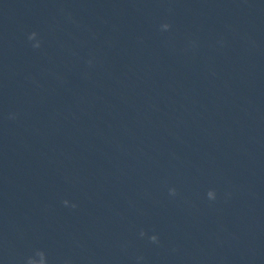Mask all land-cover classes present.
Here are the masks:
<instances>
[{
  "label": "clouds",
  "instance_id": "9594fccd",
  "mask_svg": "<svg viewBox=\"0 0 264 264\" xmlns=\"http://www.w3.org/2000/svg\"><path fill=\"white\" fill-rule=\"evenodd\" d=\"M162 28L165 29V30H167V29L170 28V25L167 24V23H165V24L162 25ZM36 35H37V34H36L35 32L31 33V34L29 35V40L34 39V38L36 37ZM39 46H40V45H39V42H37V43L34 45V47H39ZM169 192H170V195H173V196L176 195V189H175V188H171V189H169ZM207 196H208V198H209L210 200H214V199L216 198V193H215L214 190H209L208 193H207ZM64 204L67 205V204H68V201L65 200V201H64ZM73 207H75V205H73ZM146 235H147V233H146L144 230H141V231H140V236H141V237H145ZM148 239H149V241L152 242V243L159 244V237H158V235L153 234V235H151V236H148ZM37 255L40 257V259L43 260V264H47V260H46L45 255H44L43 252H37ZM140 259H142V257H141ZM36 261H37L36 259L30 257V258L28 259V264H35Z\"/></svg>",
  "mask_w": 264,
  "mask_h": 264
}]
</instances>
